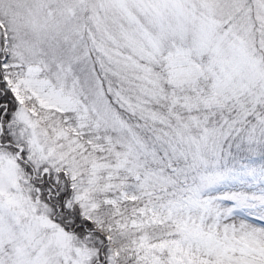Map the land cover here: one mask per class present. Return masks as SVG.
<instances>
[{
  "label": "snow or ice",
  "instance_id": "obj_1",
  "mask_svg": "<svg viewBox=\"0 0 264 264\" xmlns=\"http://www.w3.org/2000/svg\"><path fill=\"white\" fill-rule=\"evenodd\" d=\"M0 264H264V0H0Z\"/></svg>",
  "mask_w": 264,
  "mask_h": 264
}]
</instances>
